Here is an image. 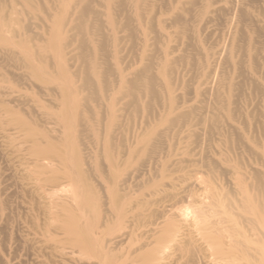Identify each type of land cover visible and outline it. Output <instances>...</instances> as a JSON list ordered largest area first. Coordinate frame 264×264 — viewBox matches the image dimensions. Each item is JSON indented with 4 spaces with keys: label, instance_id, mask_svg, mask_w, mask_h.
I'll return each mask as SVG.
<instances>
[{
    "label": "rangeland",
    "instance_id": "obj_1",
    "mask_svg": "<svg viewBox=\"0 0 264 264\" xmlns=\"http://www.w3.org/2000/svg\"><path fill=\"white\" fill-rule=\"evenodd\" d=\"M0 264H264V0H0Z\"/></svg>",
    "mask_w": 264,
    "mask_h": 264
},
{
    "label": "bare ground",
    "instance_id": "obj_2",
    "mask_svg": "<svg viewBox=\"0 0 264 264\" xmlns=\"http://www.w3.org/2000/svg\"><path fill=\"white\" fill-rule=\"evenodd\" d=\"M160 224V223H159ZM71 227V226H70ZM152 232V231H151ZM214 237V236H213ZM222 237V236H221ZM216 244H218V243H216ZM233 245V244H232ZM235 245V244H234ZM209 247V246H208ZM214 247V246H213ZM208 249H212V247H210V248H208ZM214 249V248H213ZM213 249H212V251H213ZM219 250H222V249H219ZM218 251V250H217ZM215 252V251H214ZM225 252V251H224ZM213 253V252H212ZM222 255V254H221ZM223 258V257H222ZM225 258V257H224ZM224 258H223V261H225L224 260ZM228 259V258H227ZM229 259H230V256H229ZM228 259V260H229ZM220 260L222 261V259L220 258ZM230 260H232V259H230ZM223 263V262H222Z\"/></svg>",
    "mask_w": 264,
    "mask_h": 264
}]
</instances>
